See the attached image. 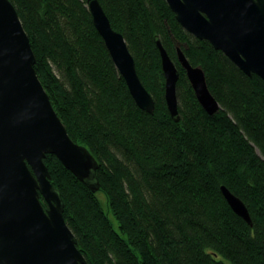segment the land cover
Returning <instances> with one entry per match:
<instances>
[{"label":"trees","instance_id":"trees-1","mask_svg":"<svg viewBox=\"0 0 264 264\" xmlns=\"http://www.w3.org/2000/svg\"><path fill=\"white\" fill-rule=\"evenodd\" d=\"M11 1L58 115L99 163L94 191L55 154L45 158L85 264H264V80L187 32L166 0H99L155 99L151 114L133 98L88 0ZM158 40L180 71L178 121L165 99ZM178 47L204 69L221 105L214 115ZM222 185L246 203L253 226Z\"/></svg>","mask_w":264,"mask_h":264},{"label":"water","instance_id":"water-1","mask_svg":"<svg viewBox=\"0 0 264 264\" xmlns=\"http://www.w3.org/2000/svg\"><path fill=\"white\" fill-rule=\"evenodd\" d=\"M166 2L187 32L209 41L246 74L264 80V0ZM88 7L133 98L154 114L155 99L139 76L123 33L113 27L99 0H88ZM157 44L166 80L165 99L178 121L180 71L162 42ZM177 53L199 102L214 115L221 105L204 69L193 65L180 47ZM36 61L15 5L0 0V264H85L45 158L55 154L94 191L100 188L99 163L89 148L70 136L38 76ZM221 189L232 209L253 226L246 203L226 185Z\"/></svg>","mask_w":264,"mask_h":264},{"label":"rangeland","instance_id":"rangeland-1","mask_svg":"<svg viewBox=\"0 0 264 264\" xmlns=\"http://www.w3.org/2000/svg\"><path fill=\"white\" fill-rule=\"evenodd\" d=\"M101 197H103V198H104V195H103V194H101Z\"/></svg>","mask_w":264,"mask_h":264}]
</instances>
